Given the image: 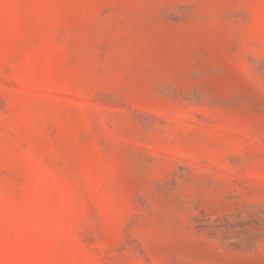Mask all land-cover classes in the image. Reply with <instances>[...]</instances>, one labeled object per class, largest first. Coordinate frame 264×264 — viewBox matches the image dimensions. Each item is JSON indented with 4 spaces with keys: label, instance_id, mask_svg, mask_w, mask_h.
I'll use <instances>...</instances> for the list:
<instances>
[{
    "label": "rangeland",
    "instance_id": "rangeland-1",
    "mask_svg": "<svg viewBox=\"0 0 264 264\" xmlns=\"http://www.w3.org/2000/svg\"><path fill=\"white\" fill-rule=\"evenodd\" d=\"M0 264H264V0H0Z\"/></svg>",
    "mask_w": 264,
    "mask_h": 264
}]
</instances>
